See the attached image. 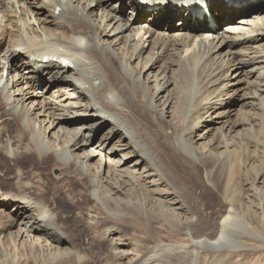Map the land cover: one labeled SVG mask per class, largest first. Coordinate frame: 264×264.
Segmentation results:
<instances>
[{
  "label": "bare ground",
  "instance_id": "obj_1",
  "mask_svg": "<svg viewBox=\"0 0 264 264\" xmlns=\"http://www.w3.org/2000/svg\"><path fill=\"white\" fill-rule=\"evenodd\" d=\"M206 1L0 0V264H264V3Z\"/></svg>",
  "mask_w": 264,
  "mask_h": 264
},
{
  "label": "rangeland",
  "instance_id": "obj_2",
  "mask_svg": "<svg viewBox=\"0 0 264 264\" xmlns=\"http://www.w3.org/2000/svg\"><path fill=\"white\" fill-rule=\"evenodd\" d=\"M12 2H15V4H17V6L19 7L20 5L17 3V0H12ZM259 6L257 5V7H252L251 6V8H253V9H255V8H258ZM20 11H21V8L19 9ZM247 10V9H246ZM22 11H23V9H22ZM242 11H244V10H242ZM241 11V12H242ZM251 16V15H250ZM243 19V17H239V21L240 20H242ZM180 22V21H179ZM255 22L256 21H254V20H248V21H246L245 22V25L243 26V28L245 27V29H243V30H245V31H243V32H247V33H249V32H252L253 30H255ZM141 25V24H140ZM138 27H139V25H138ZM222 27H224V26H222ZM223 30H225V28L224 29H220V31H223ZM167 35V34H166ZM260 43H256V44H254V48L255 49H257L256 47H258V49H259V47H260ZM223 57H225V56H223ZM257 65H259L258 63H257ZM236 73H240V72H238L237 71V69H235V70H233L232 72H231V74L230 75H234L233 77L235 78V74ZM256 75V73L253 75V78L250 80V81H253L254 79H255V76ZM244 82V84H242ZM241 84H240V86L239 87H242V89H243V91H244V89L246 88V84H245V81H243ZM40 91H42V92H39L38 91V93H39V95H42L43 94V90H40ZM239 91V97H242L243 95H244V93H246V91ZM250 101V100H249ZM249 101H246V102H249ZM241 103H236V105L233 107V109H235L234 111H233V114L234 115H232V118H236V113L238 114V110L240 109V107H241V105L245 102V101H243V100H241L240 101ZM240 104V105H239ZM236 108H238V109H236ZM248 109V108H247ZM10 122H13V119H11V121ZM218 126V125H217ZM254 130V129H253ZM255 131V130H254ZM0 132H1V129H0ZM221 151H226V150H224V149H222ZM105 160V159H104ZM12 169H14L13 167H12ZM59 170V171H58ZM69 174V176H65V174H64V171L63 170H61L60 171V169H51V171H47V170H42L40 173H39V175L42 177V179H44L43 180V182L45 183V186L47 185L48 187V190L49 191H51L50 193L52 194V189H50V188H52V187H50V186H52L51 184V180H53L52 182H53V185L55 186V188H58V189H60V187L61 188H63L62 187V182H63V180L65 181V182H63V184L64 185H67V187L69 186V187H73V188H75V189H77L78 187H82L81 186V184L78 182V181H76V178L74 177V175L72 176L70 173H68ZM57 175H59L58 176V178H56V176ZM30 176H32V177H34L33 175H32V173H30ZM3 176H1V172H0V181L1 182H4V180H3V178H2ZM51 179V180H50ZM68 180V181H67ZM69 182V183H68ZM70 182H72L71 184H70ZM55 184H58V185H55ZM72 185V186H71ZM57 186V187H56ZM78 186V187H77ZM46 188V187H45ZM47 190V191H48ZM49 195V192H48V195L50 196V197H53V195ZM49 198V197H48ZM208 199H209V202H211V203H216V201H217V199L215 198V196H208ZM66 201H68V200H66ZM70 201V200H69ZM85 209H86V207H85ZM66 215H69V216H71L72 215V213L69 211L68 213H66ZM223 216V215H222ZM222 220V217L220 216L218 219H217V223L219 224L220 223V221ZM137 223H133V224H129V225H122V227H125L126 229H125V231L126 232H128L129 231V234L130 235H139L140 237H147V240H149L150 242H151V244H155V242L154 241H156V242H158L157 241V238H155V237H149L148 238V236L146 235V234H144L145 236H142L141 235V232H140V230H141V227H140V225H136ZM69 225V224H68ZM77 225H72V227H76ZM19 227V225L16 227V229ZM78 227H80V226H78ZM2 229V228H1ZM81 230H79L78 229V232H80ZM87 231V230H86ZM83 232V235H85V236H83V239H82V244H85V243H87L88 242V240L90 239L89 237H91V236H93V234H92V232H90V231H87V232ZM136 232V233H135ZM164 234V233H163ZM86 235H88V236H86ZM161 235H162V232H161ZM99 235H97V239L99 240H97L96 241V247L95 248H100V249H102L104 252H106V254L107 255H112V247L110 246V243L109 242H104V243H101V238L100 237H98ZM153 239V240H152ZM5 240H8V238H6L5 239V237L3 236V237H0V245H2L1 243H3ZM85 241V242H84ZM159 243V242H158ZM99 245V246H98ZM255 245V246H254ZM254 247H256V244H250L249 245V247L247 248V251H246V254H245V256H243L242 257V259H243V263L245 264H250V263H252L253 261H255L257 258L259 259V258H263V257H260V255L262 254V252H257V251H255L254 250ZM19 248V247H18ZM261 261H263L264 262V259L262 260L261 259Z\"/></svg>",
  "mask_w": 264,
  "mask_h": 264
}]
</instances>
